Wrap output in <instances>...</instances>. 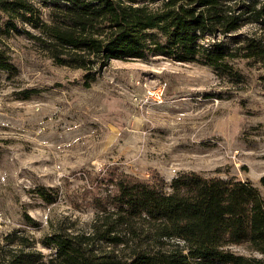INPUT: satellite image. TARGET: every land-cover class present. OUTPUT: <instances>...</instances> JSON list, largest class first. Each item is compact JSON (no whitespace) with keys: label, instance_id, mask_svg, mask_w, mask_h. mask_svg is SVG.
Masks as SVG:
<instances>
[{"label":"rangeland","instance_id":"obj_1","mask_svg":"<svg viewBox=\"0 0 264 264\" xmlns=\"http://www.w3.org/2000/svg\"><path fill=\"white\" fill-rule=\"evenodd\" d=\"M0 50L14 66L0 70L1 245L16 232L47 255L42 235L87 231L94 183L109 174L168 181L194 170L250 181L264 196V61L233 60L236 81L161 55L111 59L85 86L82 70L53 64L23 35L0 37ZM36 186L56 199L46 203Z\"/></svg>","mask_w":264,"mask_h":264},{"label":"trees","instance_id":"obj_2","mask_svg":"<svg viewBox=\"0 0 264 264\" xmlns=\"http://www.w3.org/2000/svg\"><path fill=\"white\" fill-rule=\"evenodd\" d=\"M246 25L254 32H240ZM14 34L53 64L82 70L85 86L111 59L155 55L241 81L233 60L264 61V0H0V37ZM0 70H14L1 50ZM94 184L87 231L42 235L47 255L9 233L0 264H264V196L250 181L183 170L168 181L121 172ZM32 191L56 199L52 188Z\"/></svg>","mask_w":264,"mask_h":264},{"label":"built area","instance_id":"obj_3","mask_svg":"<svg viewBox=\"0 0 264 264\" xmlns=\"http://www.w3.org/2000/svg\"><path fill=\"white\" fill-rule=\"evenodd\" d=\"M155 92H150V94H154ZM161 90L159 92H156L154 95L156 96V99L160 98Z\"/></svg>","mask_w":264,"mask_h":264}]
</instances>
